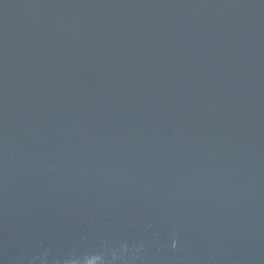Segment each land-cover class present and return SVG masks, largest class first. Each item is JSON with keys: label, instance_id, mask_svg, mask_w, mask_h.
I'll list each match as a JSON object with an SVG mask.
<instances>
[{"label": "water", "instance_id": "obj_1", "mask_svg": "<svg viewBox=\"0 0 264 264\" xmlns=\"http://www.w3.org/2000/svg\"><path fill=\"white\" fill-rule=\"evenodd\" d=\"M0 264H264V0H0Z\"/></svg>", "mask_w": 264, "mask_h": 264}]
</instances>
